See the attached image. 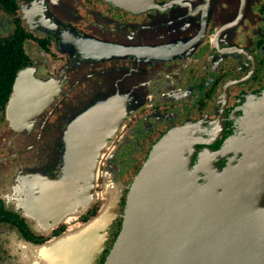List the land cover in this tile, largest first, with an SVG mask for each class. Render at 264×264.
I'll return each mask as SVG.
<instances>
[{"label": "flooded vegetation", "instance_id": "obj_1", "mask_svg": "<svg viewBox=\"0 0 264 264\" xmlns=\"http://www.w3.org/2000/svg\"><path fill=\"white\" fill-rule=\"evenodd\" d=\"M123 1L0 0V264H32L27 246L91 220L111 185L101 264L153 145L221 121L219 144L264 92V0ZM76 138L98 165L93 192L59 185ZM76 186L93 193L79 211Z\"/></svg>", "mask_w": 264, "mask_h": 264}, {"label": "water", "instance_id": "obj_2", "mask_svg": "<svg viewBox=\"0 0 264 264\" xmlns=\"http://www.w3.org/2000/svg\"><path fill=\"white\" fill-rule=\"evenodd\" d=\"M242 106L232 112L234 132L219 144L221 121L214 132L203 122H189L153 145L127 187L123 220L102 264H264V92ZM8 111L20 116L21 110ZM75 140L80 154L68 152L59 185L72 179L69 186L76 182L93 192L94 153L85 157L91 151L87 139ZM77 186L79 211L93 193ZM112 189L103 211L72 233L28 245L39 254L32 264H41L40 255L51 260V254L57 264H98L108 223L119 213Z\"/></svg>", "mask_w": 264, "mask_h": 264}, {"label": "bare ground", "instance_id": "obj_3", "mask_svg": "<svg viewBox=\"0 0 264 264\" xmlns=\"http://www.w3.org/2000/svg\"><path fill=\"white\" fill-rule=\"evenodd\" d=\"M110 201V198L107 197V203L104 204V206L102 207V209L99 211V212H102L103 209L106 207V205H108ZM89 203V201L87 202V204ZM79 225H82V224H79ZM79 225L75 226V227H72L66 234H69V233H72L73 230H76ZM28 253L30 254V256L32 257H36V256H39V254L36 252V251H32V249H28ZM55 255L56 254H51V260H49L48 256H41L40 255V263L41 264H57L56 263V259H55ZM36 262V261H35Z\"/></svg>", "mask_w": 264, "mask_h": 264}, {"label": "rangeland", "instance_id": "obj_4", "mask_svg": "<svg viewBox=\"0 0 264 264\" xmlns=\"http://www.w3.org/2000/svg\"><path fill=\"white\" fill-rule=\"evenodd\" d=\"M111 189V188H110ZM100 262V261H99ZM99 264V263H98ZM102 264V263H101Z\"/></svg>", "mask_w": 264, "mask_h": 264}]
</instances>
